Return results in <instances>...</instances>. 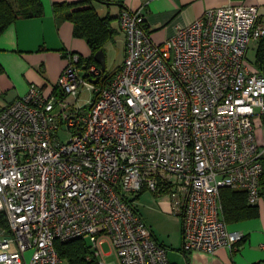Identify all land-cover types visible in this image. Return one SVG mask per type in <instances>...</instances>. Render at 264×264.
I'll return each mask as SVG.
<instances>
[{
    "label": "built area",
    "instance_id": "built-area-1",
    "mask_svg": "<svg viewBox=\"0 0 264 264\" xmlns=\"http://www.w3.org/2000/svg\"><path fill=\"white\" fill-rule=\"evenodd\" d=\"M149 1L120 14L126 56L108 84L70 54L54 93L32 87L0 107V264H61L56 243L80 238L100 264L105 242L122 264H172L135 207L146 191L172 199L184 252L243 240L223 217L222 191L253 206L263 197L264 75L248 61L264 39L259 8L208 11L160 45Z\"/></svg>",
    "mask_w": 264,
    "mask_h": 264
},
{
    "label": "crops",
    "instance_id": "crops-1",
    "mask_svg": "<svg viewBox=\"0 0 264 264\" xmlns=\"http://www.w3.org/2000/svg\"><path fill=\"white\" fill-rule=\"evenodd\" d=\"M45 16L38 19L19 20L11 25L0 37V107L4 108L25 97L32 87L43 88L46 93L56 91L57 82L68 65L70 54H77L84 61L92 58L88 43L75 36V26L55 15L54 5L76 3L85 0H41ZM102 17L114 19L112 27L116 31L113 41L105 47L107 75H114L123 65L126 56V37L119 25L123 10H139L145 0H92ZM255 6L260 11V21L264 24V0H150L144 13L152 40L164 44L175 36L178 29L187 27L202 18L208 11L226 6ZM111 43L122 45L123 61L112 73L107 71V47ZM261 40H253L248 52V61L253 69L264 75V69L257 65V53ZM96 61V60H95ZM96 65H100L96 62ZM73 102L72 99L68 100ZM256 139L264 152V116L256 121ZM264 158V155H263ZM154 201L162 212L177 216L173 212V202L168 196H156ZM257 207V216L229 223L231 231L244 236L237 248L221 249L214 254L183 250V227L181 225V245L174 252L169 250L172 264H264V193ZM152 229V227L150 226ZM153 231V229H152ZM156 240L164 245L153 231ZM110 243L105 242L103 248ZM166 246V245H164ZM167 247V246H166ZM106 257H113L109 252ZM111 264H122L120 259ZM67 263L63 261L61 264ZM106 264V262L104 261Z\"/></svg>",
    "mask_w": 264,
    "mask_h": 264
},
{
    "label": "trees",
    "instance_id": "trees-1",
    "mask_svg": "<svg viewBox=\"0 0 264 264\" xmlns=\"http://www.w3.org/2000/svg\"><path fill=\"white\" fill-rule=\"evenodd\" d=\"M55 15L75 26V36L84 39L91 51L88 63L96 64L95 55L105 51L113 41L116 31L112 27L114 19L102 18L92 0L76 3H58L54 5ZM45 16L41 0H0V37L11 25L19 20L38 19ZM257 65L264 69V39L261 40L257 53ZM3 69L0 67V74ZM114 75H107L103 85L108 84ZM264 193V176L262 178ZM223 217L227 224L257 216V207L250 205L244 192L225 189L222 191ZM92 246L86 239L57 242L56 249L67 264H100L94 256Z\"/></svg>",
    "mask_w": 264,
    "mask_h": 264
},
{
    "label": "rangeland",
    "instance_id": "rangeland-1",
    "mask_svg": "<svg viewBox=\"0 0 264 264\" xmlns=\"http://www.w3.org/2000/svg\"><path fill=\"white\" fill-rule=\"evenodd\" d=\"M107 57V71L110 74L122 64V45L120 43L109 44V46L107 47ZM249 65L251 66V68H253L254 66L250 63ZM86 98H88V94H84L82 100ZM154 199L155 195L152 192L146 191L144 193H141L136 198L135 207L138 209L145 222L152 227L159 240L164 245H166L172 253L181 245L180 235L182 219L178 216H169L162 212L160 205L156 203ZM88 242L91 245V242L89 240ZM109 252L113 253L112 258L106 257V254H108ZM31 255L32 252H28L27 256L29 259ZM102 258L104 259L106 264H111L113 263V261H119L118 255L111 244H108L103 248Z\"/></svg>",
    "mask_w": 264,
    "mask_h": 264
},
{
    "label": "water",
    "instance_id": "water-1",
    "mask_svg": "<svg viewBox=\"0 0 264 264\" xmlns=\"http://www.w3.org/2000/svg\"><path fill=\"white\" fill-rule=\"evenodd\" d=\"M96 62L100 65L99 69L101 73H106V63H105V53L104 51H100L95 55Z\"/></svg>",
    "mask_w": 264,
    "mask_h": 264
}]
</instances>
